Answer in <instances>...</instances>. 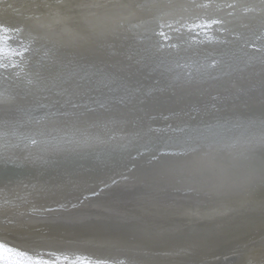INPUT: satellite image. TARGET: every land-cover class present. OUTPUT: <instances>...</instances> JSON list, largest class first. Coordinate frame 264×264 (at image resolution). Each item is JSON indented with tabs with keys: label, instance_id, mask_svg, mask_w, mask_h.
Segmentation results:
<instances>
[{
	"label": "bare ground",
	"instance_id": "1",
	"mask_svg": "<svg viewBox=\"0 0 264 264\" xmlns=\"http://www.w3.org/2000/svg\"><path fill=\"white\" fill-rule=\"evenodd\" d=\"M145 2L2 0L0 21L24 26V32L13 34L11 43L17 49L35 37L49 46L57 45L58 58L65 63L117 72L147 91L156 80L137 68L135 53L141 47L142 30H117L119 24L151 19L146 13L133 15L125 7ZM147 3L153 11L163 10L166 14L161 22H171L173 27L160 29L157 25V32L164 31L167 38L156 35L144 44L159 42L164 45L163 55L173 54L170 59L219 60L220 64L201 82L177 88L175 93L145 96L143 105L138 101L136 108L145 124L155 129L181 124L202 127L203 121L259 119L264 115L261 0ZM213 20L217 23H211ZM196 24L209 26L193 27ZM25 55L31 56L33 63L38 59L35 54ZM16 70L9 66L0 69V74ZM39 73L42 79H50L55 70L45 64ZM0 82L17 89L11 103L0 99L2 110L32 106L41 97L47 102L57 99L37 92L26 77L15 81L3 80L0 75ZM217 95L229 99H211ZM213 104L218 108H212ZM189 112L191 116L186 114ZM58 126L49 119L32 125L31 131ZM25 131L28 129H19L17 135ZM10 151L17 153L15 163L6 167L0 162V244L33 258L55 262L60 257V264H264V184L258 175L246 194L193 193L180 188L170 175H160L169 166L183 163L187 159L183 156L164 155L156 160L149 155L103 160L86 156L69 176L25 161L22 155L27 153L21 154L17 148ZM30 151L40 155L34 147ZM251 153L258 167L264 147L256 144ZM223 158L230 161L232 156L225 153ZM33 186L46 191L35 193Z\"/></svg>",
	"mask_w": 264,
	"mask_h": 264
},
{
	"label": "snow or ice",
	"instance_id": "2",
	"mask_svg": "<svg viewBox=\"0 0 264 264\" xmlns=\"http://www.w3.org/2000/svg\"><path fill=\"white\" fill-rule=\"evenodd\" d=\"M261 5V24L264 25V0H261ZM125 7L133 15L146 13L151 17L149 20L141 19L138 23H130L127 26L117 25L118 32L126 27L142 30L141 47L135 53L139 57L136 61L137 68L149 75L150 79L156 80L155 86L147 91L134 86L128 77L117 72H109L103 68L92 71L71 62L65 63L58 58L60 54L57 45L49 46L46 41L39 42L35 37H32L27 45L17 49L11 43L13 34L18 36L24 32V26L0 21V69H8L9 66L17 69L7 75L0 74L3 80L19 81L26 77L30 85H35L37 92L50 93L57 97L51 102L42 97L38 98L35 104L29 107L0 109L3 113L0 118V130H9L8 133L0 131V162L6 167L14 164L17 153L10 150L17 148L21 154L27 153L22 155L25 161L39 164L42 168L61 170L70 176L86 156L103 160L116 156L121 159L124 156L136 159L149 155L152 160H156L158 156L172 155L187 159L178 166H169L162 170L160 175H170L180 188L189 192L246 194L251 191L257 175L260 183L264 184V159L257 167L251 153V148L256 144L264 147V115L259 119L203 121L202 127L181 124L155 129L145 124L136 108L138 101L143 105L145 96L175 93L177 88L201 82L220 61L182 62L178 58L170 59L173 54L169 52L163 55L164 45L159 42L143 43L156 35L167 38L164 31L157 32V25L160 29L173 27L171 22H161L162 15L166 13L161 9L153 11L147 0L143 4ZM211 23L217 21L213 20ZM207 26L209 25H193L195 28ZM115 38L113 36V39ZM41 52L42 56L39 55ZM25 53L35 54L38 59L33 63L31 56H26ZM128 56L131 59L132 53L129 52ZM14 57H20L21 60L12 59ZM45 64L55 70V75L50 79L40 77L39 68ZM25 68L28 70L25 71ZM16 91L15 87H5L0 82V99L11 103L15 99ZM211 99L226 102L229 97L217 95ZM218 106L211 105L212 108ZM207 110L208 106L205 105V111ZM186 114L192 115L191 112ZM49 119L59 126L47 131H31L32 125H39ZM19 129L28 131L17 135ZM33 147L40 155H32L30 149ZM237 148L241 150L235 152ZM133 152L135 155H132ZM225 153L232 156L230 161L224 160ZM5 180L11 182L7 175ZM69 183H72L71 180ZM44 191L46 189L33 186L35 193ZM0 264H60V257H57L55 262L33 258L23 251L0 244Z\"/></svg>",
	"mask_w": 264,
	"mask_h": 264
}]
</instances>
